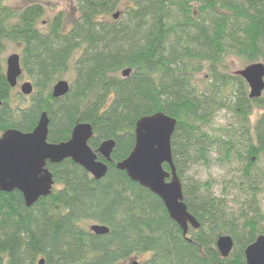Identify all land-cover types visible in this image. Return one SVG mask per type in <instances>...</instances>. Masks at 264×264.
Returning a JSON list of instances; mask_svg holds the SVG:
<instances>
[{
    "label": "trees",
    "instance_id": "16d2710c",
    "mask_svg": "<svg viewBox=\"0 0 264 264\" xmlns=\"http://www.w3.org/2000/svg\"><path fill=\"white\" fill-rule=\"evenodd\" d=\"M74 12L69 30L58 13L42 33V6L0 5V46L22 45L20 65L35 90L28 106L19 98L12 107L0 63V135L32 132L45 112L48 143L66 142L77 123H88L91 149L115 142L112 162L100 181L70 160L48 164L59 189L28 209L17 191L0 192V264H124L145 255L137 264H245V249L264 236L257 199L264 191V92L250 100L240 77L219 70L227 57L264 65V0H76ZM76 54L69 93L53 99L51 87ZM126 69L127 78L118 76ZM203 70L208 79L199 90L193 77ZM221 110L232 121L212 129ZM159 112L176 120L171 155L183 202L199 224L186 236L161 200L115 168L134 147L137 121ZM212 162L240 166V182L222 193L238 192L234 212L208 184L185 176ZM87 222L109 233L96 236ZM221 236L234 243L226 259L215 246Z\"/></svg>",
    "mask_w": 264,
    "mask_h": 264
},
{
    "label": "water",
    "instance_id": "95a60500",
    "mask_svg": "<svg viewBox=\"0 0 264 264\" xmlns=\"http://www.w3.org/2000/svg\"><path fill=\"white\" fill-rule=\"evenodd\" d=\"M118 17L119 14L115 13L112 18L117 20ZM130 72L129 69L123 70L121 77L127 78ZM22 75L20 56H8L4 71L8 86L11 89L16 88ZM236 76L247 85L250 100L261 98L264 92L262 63L247 65ZM69 90L70 84L59 80L51 88V97L63 98ZM20 93L25 97L31 96L32 84L23 83ZM48 125V116L43 112L32 132L21 133L10 129L0 135V192L10 194L17 191L27 209L52 194L55 181L47 168L48 164L59 165L70 160L92 179L100 181L107 174V165L112 162L111 154L115 142L104 141L97 149H91L88 143L94 134L90 124L77 123L72 129L70 139L60 144L47 142ZM175 126L176 120L161 112L138 120L134 131V147L123 161L115 164V168L124 172L131 182L161 200L170 219L181 229L183 236H186L189 227L197 230L199 224L188 213L183 202L182 187L173 164L170 142ZM98 156L103 161H99ZM163 165H167L170 171L165 172ZM89 231L96 236L109 233L106 226L99 224L92 225ZM215 246L220 257L226 259L231 254L234 243L229 236H221L216 240ZM244 258L245 264H264V236H259L245 249ZM39 264H44V260H40Z\"/></svg>",
    "mask_w": 264,
    "mask_h": 264
},
{
    "label": "rangeland",
    "instance_id": "374dc122",
    "mask_svg": "<svg viewBox=\"0 0 264 264\" xmlns=\"http://www.w3.org/2000/svg\"><path fill=\"white\" fill-rule=\"evenodd\" d=\"M76 0H3L0 5L2 7L8 8L10 10H22L31 5H40L44 9V16L40 20V23L37 25V29L44 33L47 30V23L58 13H63L64 15V25L66 30L71 28L72 23L76 19V14L74 12ZM44 24H41V23ZM22 45L19 43H14L12 41L3 42L0 46V63L5 71V60L8 56L12 54L21 55ZM78 54L75 55L74 59L71 61L68 71L62 76L61 80L72 83L74 79L73 72V63L77 59ZM222 66L219 70L221 74H226L230 77H235L236 73L243 70L247 65L244 64L241 60L234 57H227L223 60ZM121 77V73L118 74ZM208 79V74L206 70H203L199 74H196L193 77V83L198 87L199 90H202L206 85V80ZM29 82L33 85L29 77L23 73L22 77L18 80L17 87L13 89L11 93V98H13L11 106H15L19 103L22 98V107H26L30 104L31 96L25 97L20 93V86ZM56 83V82H55ZM54 83V84H55ZM52 88V87H51ZM35 92V90H34ZM259 112L255 111L253 116L250 117V125H253L257 119ZM232 121L231 115L229 112L221 110L218 111L215 115V118L212 121L211 128L218 129L225 127L228 123ZM210 131V130H209ZM211 132V131H210ZM239 165H228L227 163H214L212 162L209 166H192L190 170L186 173V178H191L196 182L208 184L211 187V192L216 198L224 199L226 207L228 210L234 212L237 210L239 195L236 191H229L225 194L223 189L225 186H229L231 181L234 180L237 183L240 182L239 174ZM228 182V185H227ZM55 190H58L59 187L55 186ZM258 204L261 207L262 215L264 216V191L258 196ZM96 223L87 222L83 226L89 230L92 225ZM149 255L145 256H134L128 262L124 264H133L145 261Z\"/></svg>",
    "mask_w": 264,
    "mask_h": 264
}]
</instances>
